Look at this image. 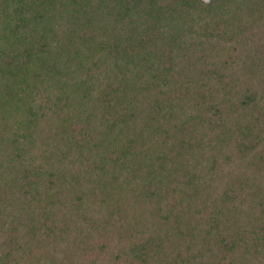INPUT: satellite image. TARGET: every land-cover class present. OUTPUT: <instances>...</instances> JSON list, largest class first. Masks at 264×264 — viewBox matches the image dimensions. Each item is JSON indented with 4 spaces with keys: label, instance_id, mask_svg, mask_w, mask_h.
I'll list each match as a JSON object with an SVG mask.
<instances>
[{
    "label": "trees",
    "instance_id": "1",
    "mask_svg": "<svg viewBox=\"0 0 264 264\" xmlns=\"http://www.w3.org/2000/svg\"><path fill=\"white\" fill-rule=\"evenodd\" d=\"M0 264H264V0H0Z\"/></svg>",
    "mask_w": 264,
    "mask_h": 264
}]
</instances>
